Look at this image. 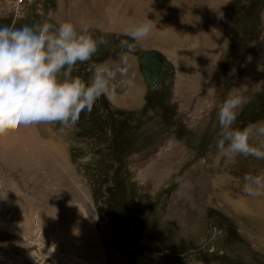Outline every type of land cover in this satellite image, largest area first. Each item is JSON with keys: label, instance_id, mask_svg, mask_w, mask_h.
<instances>
[{"label": "rangeland", "instance_id": "rangeland-1", "mask_svg": "<svg viewBox=\"0 0 264 264\" xmlns=\"http://www.w3.org/2000/svg\"><path fill=\"white\" fill-rule=\"evenodd\" d=\"M42 17L102 25L109 53L72 75L128 67L142 99L109 92L74 124L11 129L18 147L0 135V264H264V195L243 190L264 159L214 148L230 94L245 101L234 126L264 125V0H34L18 18L0 0V26ZM142 19L150 36L129 50L120 29ZM149 49L165 57L163 92L139 68Z\"/></svg>", "mask_w": 264, "mask_h": 264}, {"label": "clouds", "instance_id": "clouds-1", "mask_svg": "<svg viewBox=\"0 0 264 264\" xmlns=\"http://www.w3.org/2000/svg\"><path fill=\"white\" fill-rule=\"evenodd\" d=\"M151 29L148 19L129 22L120 29L128 38L123 43L134 50L150 36ZM96 30L102 31L103 26L95 20L44 17L20 27L0 26V135L22 126L74 124L81 111L91 110L101 95L115 92L114 81L120 87L133 85L135 73L119 65L98 66L88 81L72 75L103 43L93 35ZM244 103L243 98L230 94L219 108L217 156L264 159V145L250 143L253 134L264 136V125L234 126L237 110ZM243 190L253 197L264 195V175H246Z\"/></svg>", "mask_w": 264, "mask_h": 264}, {"label": "water", "instance_id": "water-1", "mask_svg": "<svg viewBox=\"0 0 264 264\" xmlns=\"http://www.w3.org/2000/svg\"><path fill=\"white\" fill-rule=\"evenodd\" d=\"M138 58L139 67L147 85L148 92H162L170 81V77L164 71V55L157 49H149L141 52ZM162 76L165 77V83L161 80Z\"/></svg>", "mask_w": 264, "mask_h": 264}, {"label": "crops", "instance_id": "crops-1", "mask_svg": "<svg viewBox=\"0 0 264 264\" xmlns=\"http://www.w3.org/2000/svg\"><path fill=\"white\" fill-rule=\"evenodd\" d=\"M113 64L114 63H110V66H112ZM139 83H140V88L133 83V85L131 87H125L124 89H122L120 91L115 90L114 93L110 91L111 95L113 98L115 97V99L120 98L122 95H124L123 99H126V100H124V105L134 107L135 104H139L138 101H141V99H142V89H141L142 86H141L140 78H139ZM117 87H118V89L121 88L118 84H117ZM135 87H137V89ZM144 103H145V101H144ZM144 103L142 100L141 106ZM119 105L124 106L123 104H119Z\"/></svg>", "mask_w": 264, "mask_h": 264}, {"label": "built area", "instance_id": "built-area-1", "mask_svg": "<svg viewBox=\"0 0 264 264\" xmlns=\"http://www.w3.org/2000/svg\"><path fill=\"white\" fill-rule=\"evenodd\" d=\"M5 2L8 7L10 6L9 9L11 13L14 15H16V13H20L23 16L34 0H5Z\"/></svg>", "mask_w": 264, "mask_h": 264}, {"label": "bare ground", "instance_id": "bare-ground-1", "mask_svg": "<svg viewBox=\"0 0 264 264\" xmlns=\"http://www.w3.org/2000/svg\"><path fill=\"white\" fill-rule=\"evenodd\" d=\"M10 7V6H9ZM16 15H17V18L18 17H20L22 14H20V13H16ZM217 22V21H216ZM140 68V67H139ZM141 71V70H140ZM143 76V75H142ZM169 76V75H168ZM144 78V77H143ZM168 86V85H167ZM146 87H147V85H146ZM164 89H165V87H164ZM164 91V90H163ZM162 91V92H163ZM152 92H156V91H152ZM11 131V130H10ZM6 136L5 137H2V139H3V141H4V143H5V145H7V146H9L10 144L11 145H15V147H18V143H15L14 141H12V139H11V133H6L5 134ZM36 146V145H35ZM9 148V147H8ZM36 150V149H35Z\"/></svg>", "mask_w": 264, "mask_h": 264}, {"label": "flooded vegetation", "instance_id": "flooded-vegetation-1", "mask_svg": "<svg viewBox=\"0 0 264 264\" xmlns=\"http://www.w3.org/2000/svg\"><path fill=\"white\" fill-rule=\"evenodd\" d=\"M109 49L107 48V47H105V49H104V47H101V43L98 45V48H97V53L99 54V53H101V52H106V53H109Z\"/></svg>", "mask_w": 264, "mask_h": 264}, {"label": "trees", "instance_id": "trees-1", "mask_svg": "<svg viewBox=\"0 0 264 264\" xmlns=\"http://www.w3.org/2000/svg\"><path fill=\"white\" fill-rule=\"evenodd\" d=\"M153 93H155V92H153Z\"/></svg>", "mask_w": 264, "mask_h": 264}]
</instances>
